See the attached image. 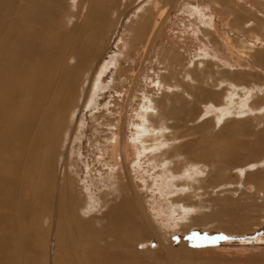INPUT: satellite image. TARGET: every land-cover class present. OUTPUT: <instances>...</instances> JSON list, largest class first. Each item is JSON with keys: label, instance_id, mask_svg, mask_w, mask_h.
<instances>
[{"label": "bare ground", "instance_id": "1", "mask_svg": "<svg viewBox=\"0 0 264 264\" xmlns=\"http://www.w3.org/2000/svg\"><path fill=\"white\" fill-rule=\"evenodd\" d=\"M58 1L0 0V162L2 163L4 159H8V157H5L7 154L16 166L11 177H4V174L0 175V193L3 185L14 186L17 183L16 177L20 167L25 173L28 172L26 173L28 176L34 175L32 167H29V164L25 162H28L27 159L29 157L32 160V157L35 155H37L36 158H44L47 154L46 148L51 143L50 139L54 134H59H57L58 131H53V133L51 131L52 129L59 128L57 117L60 116L62 110L68 108L74 102V92L77 85L75 75L79 74L81 67L86 66L92 60L96 59L99 61L105 56L103 67L106 69L111 67V64L117 63V56L123 57L125 55L123 59L126 61H135L132 56L133 52L141 56L147 54V49L159 37L161 25L167 14L166 4L170 2V0H141L138 2L135 15L144 19L148 15L146 22L144 21L143 28L137 32V36L141 40L125 41L123 33L126 30L120 26L119 38L117 36L113 38H115V41L118 39V43L122 41L128 52H124L125 49H123L124 51L118 53L121 48L118 46V43L112 49H110L111 47L107 48L105 52H101L103 49L100 51L96 48L98 40L105 33L104 27L101 25L109 16L107 15L106 17V13H102L101 16V11L100 13L98 12L100 15L97 17L99 23L97 22V26L93 25L92 19L93 14H95L92 7L93 0H77L74 3L72 2L76 8V17L79 21L70 24V27L68 24L71 21L68 19V15H66L67 12L62 16V19L60 18ZM101 1L105 3L104 0ZM178 1L176 0L175 3ZM131 2L132 0H114L115 5L121 8L120 14L124 13ZM150 3L153 5L152 12H149L151 9ZM105 6L103 4L102 7ZM183 6L188 7L185 3H183ZM188 11L192 17L194 16L195 23L193 24L195 26L193 27V32L196 34L200 33L202 38H205L212 30L217 34L215 35L212 32L213 38H215L214 40L217 43H214L215 47L213 49L205 39L203 42L200 39L199 51L196 54L199 58L198 64L194 63L193 60L190 66L185 67L181 79L175 71L171 72L168 69L167 73H157L155 84L158 91L157 95L152 94L150 96L148 94L143 98L136 113L133 137L136 141L140 142L139 154L147 155L148 159L153 161V169H160L155 171V174L161 177L163 185L167 183L163 175L169 169L175 174L182 172L177 178L184 179V182L177 180L176 184L178 187L187 186L194 191L193 194L186 195V198L196 197L198 195L196 193L197 190L202 188L201 185L195 184L200 179L193 178L192 176L197 177V174L209 175L213 171V167L208 165L207 168L205 164L180 160H176L175 164L171 167L168 166L171 157L182 156L179 151L182 145L175 143L180 137L173 133L174 131L169 130L170 133L168 134V127L163 124L158 125V121L159 123L160 121L163 123L168 115L167 111H164L160 107L158 97L165 96L166 98H171L176 96L179 100L183 99L184 101L186 99V102L188 101V103L193 105L192 110H196L198 108V103H196L198 99L201 101V98H204L206 95H219L218 103L211 102L208 105H203L204 108L202 107V109L204 111L202 114H204L200 117L206 118L209 115H213L216 126L226 123L233 117H247L264 112V107L255 105L258 102L257 99H264V76L259 73L264 74V0L214 1L213 4L208 2L196 5L194 8H189ZM127 14L129 12L124 14L125 18H127ZM70 17L72 18L73 16L71 15ZM124 17L123 20H125ZM222 41L223 44H221ZM234 49L238 53L237 59L230 57L233 55L227 53L232 52ZM95 64L96 69H98V64ZM244 75L255 76L263 79V81L252 83L243 79L238 80V77H243ZM185 78L188 79L186 83L187 90L184 89L183 79L185 80ZM172 80H175V82H171ZM218 80L220 84H218ZM93 83L94 80L92 79L91 87H93ZM224 83L225 86L222 88ZM206 85L212 88L218 87L219 91L217 92L218 89L214 91L212 88L208 90ZM95 88L94 90L97 91L98 98L100 99L103 96L102 92L104 90L98 85ZM177 88L181 90L182 94H186L188 99L184 95L178 94L176 92ZM221 92L223 93L221 94ZM88 99H90L89 104L100 103L99 99L98 101L93 100L91 95ZM20 100H26V104L21 103L22 106L17 105ZM67 129H64V135ZM43 131H48L50 136L40 135L39 133ZM171 145L174 150H170ZM166 146L169 149L162 151ZM162 156L164 158H161ZM127 160L128 155L126 154L122 135L119 131L112 136L110 144L109 159L106 163L109 172L99 183L100 186L102 185L105 188L104 192L102 190L103 195L99 196L100 193L97 192L99 185L95 183V179L89 178L90 181H88V178H85L84 180L86 182L85 189L88 192L85 198V210H93V208H98L97 206L102 207V203H99L103 200L106 205L113 201L111 205H108L107 212L103 214L105 220L103 221L102 217L99 219V223L102 222L100 226H94V222L88 226L89 223L83 220L81 225L87 229L80 230L79 226L77 227L75 223L77 220L74 222L71 217L66 219L61 204H57L51 214H44V217L46 215L48 227H54V229L56 227L52 240L48 238L49 250L53 253V256L50 258V264H140L146 261L142 259L140 254L145 252L156 254L158 251L160 253L158 256L154 255L153 261L155 263L153 264L169 263L168 258H174L175 251L171 243L170 246H166L159 237H154L157 226L153 220L157 217L154 213L152 214L153 217L147 213L140 194L135 189ZM263 163L261 162V165ZM249 164H252V168H255L256 163ZM180 165L183 166V169L186 167L187 171L192 172L187 175L185 170L180 169ZM194 169L198 170V172H193ZM245 170L238 169L241 176ZM5 176L8 175L5 174ZM190 178L192 180L187 181ZM182 180L180 179V181ZM249 183L245 186V189L248 192L256 191L258 187L255 188L253 185H249ZM43 186L47 189V181L43 182ZM207 186L210 187L209 185ZM240 186H244L242 182ZM256 192L260 197H264V190L258 188ZM47 195H49V190L47 191ZM109 196L111 197L110 199L108 198ZM200 196L202 197V194ZM227 199L229 197L224 200ZM183 201L185 202V200ZM173 202L175 201L173 200ZM203 202L205 201L202 198L201 200L198 199L197 204L196 202H191L193 204L190 205L181 203L182 208H184V214L187 215L189 221L200 217L199 214H196L205 208ZM154 203L150 204L153 210L158 207ZM221 203L223 204L222 218H224V221H226L225 219L240 220L244 216V211L248 210L252 205L251 202L246 201L240 208L237 207L235 209L227 207L226 201H221ZM51 205L53 206V204ZM4 206L6 207V205H2L1 207L4 208ZM25 210L27 212V209ZM18 212L22 213L23 211ZM256 219L260 220L257 228L247 231L246 235H244L248 243L250 242V239L248 240L249 237L252 235L257 236L258 232L263 230H261V227L264 225V213L260 211ZM14 220H12L13 222L10 221V223L7 221L8 223H6L10 225L14 223ZM174 220L177 221L176 217H174ZM50 230L49 233L51 232ZM49 233H47V236L49 235L50 237ZM150 242L157 244L154 250H151L149 247ZM260 242L264 243V234H261L257 238L256 245L258 248L259 246H263ZM182 243L181 239L179 245H182ZM139 244H143L144 249L142 251L134 248L135 245L138 246ZM245 244L246 242L237 246L241 248L247 247ZM8 246L9 239L0 241V251H4ZM175 250L177 251V249ZM171 260L174 263L175 258ZM178 260L175 261L181 264Z\"/></svg>", "mask_w": 264, "mask_h": 264}, {"label": "rangeland", "instance_id": "2", "mask_svg": "<svg viewBox=\"0 0 264 264\" xmlns=\"http://www.w3.org/2000/svg\"><path fill=\"white\" fill-rule=\"evenodd\" d=\"M76 1L59 0L57 2V5L60 6L61 19L67 12L66 15H68L67 17L71 21L68 24L69 27L70 24L79 21L76 17V8L73 4ZM140 1L132 0L122 14H120L121 8L115 5L114 0H104L105 3H102L101 0L92 1L93 13H95L92 19L93 25L97 26V22L99 23L97 17L100 16L98 14L100 11L101 16L102 13H106V17L107 15L110 17L106 18L105 22L107 23L104 21L103 24L101 23L107 35L104 33L98 40L96 44L97 49L100 51L103 49L101 52H105L110 47L112 49L118 43V39L115 41L113 37L117 36L119 38L121 28H125L124 30H126L123 33L125 41L141 40L137 36V32L143 28L148 15L146 19L135 15L137 10L136 6ZM175 1L173 0L171 2L170 0L166 4L167 14L161 25L159 37L152 43V47L150 46L147 49V54L141 56L133 52L134 54L132 56L135 61H126L123 59L125 55L123 57L117 56L118 65L117 63L111 64V67L106 69L103 67L105 63L103 61L105 59L104 56L99 61L96 59L90 61V64L88 63L86 66L81 67L79 74L75 75L77 85L74 92V102L68 108L62 110L60 116L57 117L59 128H56V131L52 129L51 133L58 131L57 134H59H54L50 139L51 143L49 142L50 144L46 148V156L48 155V158L45 156L40 159V157L36 158L37 155H35L31 160V157H29L27 159L28 162L26 161L25 163L29 164V167H32L34 175L28 176L26 174L28 172L25 173L20 167L16 177L17 183L14 185L15 190L14 186L3 185L1 188L0 212L2 214L0 213V241L9 239V246L4 251H0V264H50V258L53 256V253L49 250L48 238L52 240L56 227L55 229L54 227H48V224H46V215L44 217V214H51L57 204L62 205L66 219L71 217L74 222L77 220L75 223L77 227L79 226L78 228L80 230H85L84 228H86L81 225L83 220L89 223L88 226L92 222H94V226H100L102 222L99 223V219L102 217L101 219L103 221L105 220L103 214L107 212L108 205H111L113 201L106 205L103 200L99 204L102 203L101 205L104 208L103 206H97L98 208L96 209L85 210V198L88 192L85 189L86 182L84 180L85 178H88V181H90L89 178L95 179V183L99 185L97 192L100 193L99 196L101 194L103 195L105 188L102 185L100 186L99 183L101 179L106 177L107 172H109L106 163L109 159L110 144L112 136L119 131L121 132L126 154L128 155L127 165L135 189L140 194L147 213L150 216L154 213L157 217L156 219L154 217L155 220H153L157 226L154 237H159L166 246H170L171 243L175 251V260L179 259L178 261L181 264H264V243L260 242L263 246H259V248L256 245L258 236L264 234V225L261 227V230H263L258 232L257 236L252 235L248 238V240L250 239L249 243L246 240L247 238L244 237L247 231L256 229L260 223V220L256 219L257 214L260 211L264 213V197H260L256 192L258 188L264 190V112L252 114L247 117H233L226 123L216 126L213 115H209L206 118L200 117L204 114H202L204 111L202 109V107L204 108L203 105H208L211 102L218 103L219 95H206L204 98H201V101L198 99L196 102L198 103V108L196 110H192L193 105L188 103V101L186 102V99L184 101L183 99L179 100L176 96L171 98H166L165 96L158 97L160 107L164 111H167L166 113L168 114L163 123L162 121L160 123L158 121V125L163 124L168 127V134L170 133L169 130L174 131L173 133L180 137L175 143L182 145L179 149L182 156L171 157L170 161L167 160L170 163L168 166L171 167L175 164L176 160H180L205 164L207 168L208 165L213 167V171L209 175L200 174L201 177L197 174V177L192 176L193 178L200 179L195 184H199L202 187L197 190L196 193L198 195L196 197L186 198V195L193 194L194 191L187 186L186 189L185 186L178 187L176 184L177 180L184 182V179L177 178L182 172L175 174L169 169L163 175V178L167 181L163 185L161 177L155 174V171L160 169H153V161L149 160L147 155L139 154L140 142L133 138L136 113L143 98L148 94L150 96L152 94L157 95L158 91L155 85L157 73H167L168 69L171 72L175 71L181 79L185 67L190 66L193 60L194 63L196 62L198 64L199 58L196 54L199 51L200 39L202 42L205 39L213 49L217 43L214 40L215 38H213V33L215 35L217 34L212 30L205 38H202L200 33L196 34L193 32V27L195 26L193 24L195 23L194 16L192 17L189 14L188 9L194 8L199 4L208 2L213 4L214 1L222 2L223 0H179V3H175ZM183 3L188 5V7L183 6ZM103 4L107 7H102ZM150 5L151 9L149 12H152L153 5L151 3ZM126 12H129L127 14L128 16H126L127 18L124 17ZM71 15L73 19L70 17ZM119 17L120 19H118ZM123 17L125 20H123ZM125 22L127 25L124 24ZM120 26L122 27L120 28ZM217 37L219 38V36ZM228 43L230 44V42ZM221 44H223V41ZM118 46L121 47L118 53L124 51L123 49L125 47L122 41L118 43ZM124 52L127 53L128 50L125 49ZM227 53L233 55L230 57L234 59L238 57L235 49ZM95 63L98 64V69H96ZM259 73L264 76L263 73ZM246 76H240L238 80L243 79L244 81H251L252 83H260L263 81V79L255 76ZM92 79L94 80L93 87H91ZM185 80L183 79L184 89L187 90L186 83L188 79L185 78ZM171 82L174 83L175 80ZM218 84H220L219 80ZM96 85L101 86L104 90L102 92L103 96L100 99L98 98L97 91L94 90L96 89ZM224 86L225 83L222 88ZM206 88L210 90L212 87L206 85ZM217 89L218 87L212 88L214 91ZM176 92L182 94L179 88L176 89ZM90 95L95 101L99 99L100 103L89 104L91 98H88ZM182 95L188 99L186 94L183 93ZM87 100L88 102H86ZM257 101L255 105L264 107V99H257ZM21 103L25 105L26 100H20L17 105L22 106ZM192 103L194 102L192 101ZM65 128H68V132L66 131L64 135ZM39 134L45 135L46 137L50 136L48 131H43ZM165 149L167 150L169 148L166 146L162 151ZM172 149L173 147L171 145L170 150ZM5 157H8V159H4L2 163L0 162V175L4 174V177H11L16 166L14 162L12 163L10 156L6 154ZM164 157L162 156L161 158ZM261 162L263 165H261ZM249 163H256L255 168H252V164ZM199 164L197 165L199 166ZM180 166V169H183V166ZM238 169L246 170L241 176ZM183 170L186 171L187 175L192 172L187 171L186 167ZM194 171L198 172L196 169ZM5 174L8 176H5ZM190 180L192 178L187 179V181ZM44 181H47L49 195H47L48 190L45 189V185L43 186ZM239 182H242L244 186H240ZM248 183L255 188L258 187L256 191L248 192L245 189ZM200 194H202V197ZM228 197L229 199L224 200ZM108 198L110 199L111 197L109 196ZM202 198L205 201L203 202L205 208L196 214H199L200 217L189 221L187 215L184 214L182 204H193L191 202H196L197 204L198 199L201 200ZM221 201H226L227 203L225 204L227 207L235 209L237 207L240 208L246 201L251 202L252 205L248 210L246 209L244 211V216L240 220L225 219L226 221H224V218H222L223 204ZM153 202H155V206H158L155 210L150 205ZM2 205H6V207L4 206L3 208L1 207ZM25 209H27V212ZM248 214L249 216H247ZM174 217H176L177 221L174 220ZM11 219H15L14 223L7 224L10 221L13 222ZM80 221L82 222L80 223ZM49 230L51 231L50 233ZM183 231L184 233H182ZM47 233L50 234V237L49 235L47 236ZM181 239L183 243L179 245ZM245 242L247 247L241 248L237 246ZM149 247L151 250H154L157 244L150 242ZM134 248L138 249V251L144 249L143 244L135 245ZM159 253L158 251L156 254L146 252L140 254L142 259L146 260L140 264L155 263L153 257H155L154 255L158 256ZM174 258H168L169 263L162 262L161 264H178L179 262L175 260L174 263L172 262L171 259Z\"/></svg>", "mask_w": 264, "mask_h": 264}]
</instances>
